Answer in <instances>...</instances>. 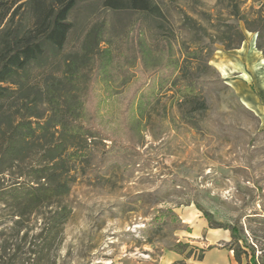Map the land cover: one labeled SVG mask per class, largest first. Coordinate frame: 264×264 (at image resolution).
Returning a JSON list of instances; mask_svg holds the SVG:
<instances>
[{
    "label": "rangeland",
    "instance_id": "374dc122",
    "mask_svg": "<svg viewBox=\"0 0 264 264\" xmlns=\"http://www.w3.org/2000/svg\"><path fill=\"white\" fill-rule=\"evenodd\" d=\"M152 4L163 16L80 3L61 55L47 70H32V83L43 73L61 76L93 30L101 50L113 53L108 72L93 84L97 137L72 172L63 200L72 210L67 224L47 249L41 235L48 209L19 217L0 202V264H163L180 242L196 250L171 264H202L209 252L238 264L226 248L230 232L210 228L197 205L222 224L251 226L264 249V224L248 222L264 217V50L258 47L264 49V0ZM135 31L151 50L142 61L128 46ZM164 40L178 67L167 77L156 71L166 63ZM243 46L257 54L241 63L234 52ZM2 177L4 185L17 179L9 172ZM188 216L194 222H185Z\"/></svg>",
    "mask_w": 264,
    "mask_h": 264
},
{
    "label": "trees",
    "instance_id": "16d2710c",
    "mask_svg": "<svg viewBox=\"0 0 264 264\" xmlns=\"http://www.w3.org/2000/svg\"><path fill=\"white\" fill-rule=\"evenodd\" d=\"M85 1L0 0V202L19 217L48 209L46 231L41 235L47 249L53 244L50 239H55L71 216L72 210L63 200L70 194L75 166L87 160L90 145L97 137L90 122L92 111L93 122L95 119L93 84L108 72L113 53L101 50L100 32L93 30L83 53L70 56L64 63L61 76L43 73L40 83H32L31 73L33 69L47 70L54 64L49 61L61 55L73 28L70 15ZM98 1L107 10L163 16L152 0ZM140 21L144 25L145 20ZM139 35L135 31L128 46H136L134 50L142 61L151 50ZM164 42L166 63L156 71L161 76H173L177 63L171 61V45ZM258 45L264 50L262 44ZM142 64L147 67V63ZM8 172L17 179L4 185L2 176ZM197 207L210 228L230 232L226 248L238 264H264V249H258L251 226L245 229L237 220L235 224H222L213 213ZM256 218L248 217L249 224H264V217ZM170 250L187 260L196 248L180 242ZM204 254L202 250L197 260L202 261ZM185 260L173 264H186Z\"/></svg>",
    "mask_w": 264,
    "mask_h": 264
},
{
    "label": "crops",
    "instance_id": "0c3cea01",
    "mask_svg": "<svg viewBox=\"0 0 264 264\" xmlns=\"http://www.w3.org/2000/svg\"><path fill=\"white\" fill-rule=\"evenodd\" d=\"M243 50H244V46L241 48V50H239V51L237 50L234 52L236 57L241 58V63H243L242 62L243 58H247L246 56L248 54H249V56H251V53H253V54L256 53L255 47H252V46L249 49V51H247V53H244ZM231 53H233V52H231ZM230 55H232V54H230ZM230 55L227 57V59H229L230 62L235 61L234 59H232L233 56H230ZM239 61H240V59H239ZM222 63H225V62H222ZM247 102H250L249 98L247 99ZM184 220H185V222H189V223L194 222L193 216H188ZM204 225H205L204 221L199 223V226H201V227H204ZM215 231L218 232L220 230H215ZM230 253L233 254L232 251ZM178 258H179V255L177 253H175L173 251H169L167 253L165 259L163 260V264H171L172 262L178 260ZM223 260L224 259L218 253L209 252L206 256L204 263H202V264H223Z\"/></svg>",
    "mask_w": 264,
    "mask_h": 264
}]
</instances>
